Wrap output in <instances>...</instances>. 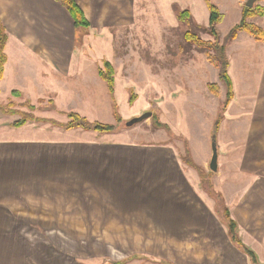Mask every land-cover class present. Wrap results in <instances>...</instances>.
Segmentation results:
<instances>
[{"label":"rangeland","instance_id":"obj_1","mask_svg":"<svg viewBox=\"0 0 264 264\" xmlns=\"http://www.w3.org/2000/svg\"><path fill=\"white\" fill-rule=\"evenodd\" d=\"M134 1V14L130 18L127 15L121 25L104 29L93 19L87 29H77L71 70L65 82L54 83V80L59 82L61 79H50L49 89H38L39 95H20L19 98L6 96L7 91L2 88L0 106L6 107L8 102H13L15 110L30 113L26 107L28 103L36 106L39 100H44L42 110L32 112L35 117L62 123L66 119L58 111L75 112L88 121L104 125H116V110L123 121L117 127L120 130L114 133L120 132L118 140L164 144L172 148L181 161L187 148L193 162L212 174L210 180L216 190L220 189V172L224 175L227 167H236L241 176L263 177L264 71L253 72L246 68V56L243 57L242 52L239 56L237 53L233 55L231 61L226 57L227 72L234 85L233 99L215 134L218 170L211 172L212 130L222 112L226 94L219 72L207 61L204 52L184 42L187 26L176 19L177 13L184 9L176 6L170 9L171 0ZM183 1L198 8L196 19L203 20L202 5L207 10L203 0L202 5L197 4V0ZM244 4L241 1L242 7ZM232 14L223 13L225 20L219 30L222 36L240 22ZM193 32L200 40L213 42L212 37L201 31L195 29ZM222 40L219 38L220 43ZM252 58L259 60L257 55ZM250 60L247 62L251 63ZM102 61H107L114 70L113 96L98 76ZM208 84L218 86V98L209 92ZM52 85L56 91L50 92ZM36 96L41 98L36 100ZM145 113H151V117L125 127L128 121ZM19 116L9 115L7 118L13 122ZM45 125L51 126L50 123ZM55 128L59 133L64 131ZM184 169L194 177L193 172ZM208 197L206 199L203 195L202 199L212 213L215 201ZM241 217L245 222L239 232L240 240L257 254L259 264H264V211L257 212L255 217L248 213ZM142 223L136 222V225ZM146 223L144 231L127 221L28 223L31 227L22 233L31 235L22 234L23 237L16 239L17 261L30 264H120L125 260L127 264H148L147 260L138 257L155 256L174 264H250L226 237L224 247H220V237L209 231L196 228L178 231L168 223L166 228L158 230V227Z\"/></svg>","mask_w":264,"mask_h":264},{"label":"crops","instance_id":"obj_2","mask_svg":"<svg viewBox=\"0 0 264 264\" xmlns=\"http://www.w3.org/2000/svg\"><path fill=\"white\" fill-rule=\"evenodd\" d=\"M74 1L90 25L94 19L104 29L121 25L127 15L130 18L134 14V0ZM212 1L222 16L218 30L225 20L223 13H233V18L240 21L241 0ZM169 3L170 9L176 6L188 11L196 25L208 26L209 12L202 3L201 21L196 19L198 8L192 4L183 0ZM258 6L264 9V2ZM0 20L9 36L0 94L5 88L6 96L12 92L39 95L36 90L49 89L50 79L59 78L61 81L53 82L61 83L69 78L75 30L70 15L60 4L54 0H0ZM249 23L264 31V16L251 18ZM244 33L227 46L226 57L231 61L233 55L242 52L246 68L262 72L264 43ZM225 36L219 32V38ZM251 55H257L259 60ZM53 91L56 88L52 85L50 92ZM40 98L36 96V100ZM0 121L4 123L0 122V264H30L17 261L16 246L18 237L31 235L22 233L31 227L28 223L127 221L141 231L146 222L158 230L168 223L178 231L196 228L212 232L220 237V247H224L226 237L241 253L230 243L214 209L210 213L203 201L202 196L207 199V194L200 188L197 173L183 165L167 145L127 143L118 140L120 132L101 135L76 129L59 133L45 124L11 128L12 120L2 114ZM50 134L52 137H48ZM237 170L227 167L224 175L220 172L217 190L239 233L244 227L243 213L255 217L264 211V176H241ZM140 221L142 225H136ZM238 235L241 237V233ZM161 260L168 263H147L174 264Z\"/></svg>","mask_w":264,"mask_h":264},{"label":"trees","instance_id":"obj_3","mask_svg":"<svg viewBox=\"0 0 264 264\" xmlns=\"http://www.w3.org/2000/svg\"><path fill=\"white\" fill-rule=\"evenodd\" d=\"M58 4H60L70 15L75 32L77 29H84L89 27V23L80 9V7L75 3L74 0H54ZM206 4V7L209 12V23L207 27H200L196 25L190 13L186 10L178 12L176 19L181 25L187 26V31L183 34V40L187 45L195 46L204 52L207 61L214 66L219 72V80L224 84L226 88L225 94V102L222 106V112L218 115L212 130V135H215L218 132V129L223 120V114L228 107V105L232 102L233 99V84L228 75V61L226 58V48L232 43L238 36L239 33L245 32L250 37H252L258 43H264V31L259 27L252 25L249 23V19L254 17H263L264 9L254 5L253 8L249 9L245 6L242 8L241 19L240 22L235 25L228 34L223 38L221 43L219 42V30L218 25L221 22L222 16L219 13L216 6H214L210 0H203ZM242 2H246L247 0H241ZM263 1V0H262ZM199 30L203 34L208 35L213 38V42H204L200 40V38L193 32L194 30ZM8 33L0 20V81L3 79L4 67L7 62V56L5 54V48L8 43ZM114 70L112 66L107 61H102L100 67L98 68V76L101 80H103L108 88V92L110 96H113V80ZM207 89L211 94H213L216 98L220 96L219 88L215 84H208ZM10 96L13 98H19L20 94L18 92L10 93ZM44 100H39L37 105L34 107L31 104H27L28 110L27 112H20L15 110V106L13 102H8L6 107L0 106V114L4 116L16 115L18 114L19 119L10 122L9 127L11 128H21L27 124H46L50 123L52 127L60 128L64 131L76 130L80 129L85 132H96L98 134H109L116 133L118 130L117 127L123 122L120 120V117L117 113L116 106L114 105V110L116 113V125H104L98 122L88 121L85 117H82L78 113L75 112H66V111H58L59 114L63 115L66 118L65 122L59 123L55 121H50L45 118H38L33 115L32 112L36 111V109L42 110V103ZM24 107L23 104L20 105ZM15 110V111H14ZM163 129L166 127L162 126ZM182 163H184L187 167L194 170L199 177L200 188L212 199L215 201V213L218 216L220 222L224 225L227 230V235L230 243L241 253H243L247 258L250 264H259L256 254L246 247L240 240L239 235L237 233V224L233 221L229 215V211L227 206L224 204V200L222 194L216 190L214 185L212 184L210 178L212 176L211 173H206L204 169L198 165H196L190 155V152L187 148H185V155L182 158ZM138 258H143L149 262L155 263H168L165 260L157 259L150 256H141ZM125 262V260L123 261ZM122 263V262H120ZM119 264V263H118Z\"/></svg>","mask_w":264,"mask_h":264},{"label":"water","instance_id":"obj_4","mask_svg":"<svg viewBox=\"0 0 264 264\" xmlns=\"http://www.w3.org/2000/svg\"><path fill=\"white\" fill-rule=\"evenodd\" d=\"M262 0H247L244 4L245 7L251 9L254 7V5ZM151 117V113H145L142 116L138 118H134L130 121H128L125 124V127H131L133 125L139 124L146 119H149ZM209 169L211 172L216 173L218 170V147H217V141H216V135H212L211 137V158L209 162Z\"/></svg>","mask_w":264,"mask_h":264}]
</instances>
